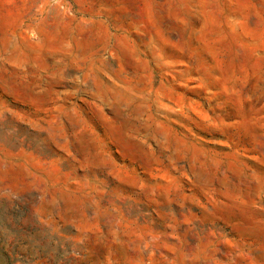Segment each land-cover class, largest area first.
<instances>
[{"label": "rangeland", "instance_id": "rangeland-1", "mask_svg": "<svg viewBox=\"0 0 264 264\" xmlns=\"http://www.w3.org/2000/svg\"><path fill=\"white\" fill-rule=\"evenodd\" d=\"M0 264H264V0H0Z\"/></svg>", "mask_w": 264, "mask_h": 264}]
</instances>
